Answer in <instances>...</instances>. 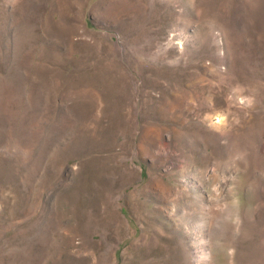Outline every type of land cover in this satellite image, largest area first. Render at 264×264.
Listing matches in <instances>:
<instances>
[{
	"label": "rangeland",
	"instance_id": "rangeland-1",
	"mask_svg": "<svg viewBox=\"0 0 264 264\" xmlns=\"http://www.w3.org/2000/svg\"><path fill=\"white\" fill-rule=\"evenodd\" d=\"M264 264V0H0V264Z\"/></svg>",
	"mask_w": 264,
	"mask_h": 264
},
{
	"label": "bare ground",
	"instance_id": "bare-ground-1",
	"mask_svg": "<svg viewBox=\"0 0 264 264\" xmlns=\"http://www.w3.org/2000/svg\"><path fill=\"white\" fill-rule=\"evenodd\" d=\"M209 260V255H208V251L207 248L204 246L202 247V250L198 256V261H201L202 264H207Z\"/></svg>",
	"mask_w": 264,
	"mask_h": 264
}]
</instances>
